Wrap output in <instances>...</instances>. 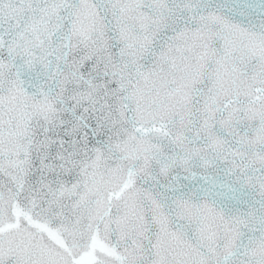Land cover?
I'll return each instance as SVG.
<instances>
[{
  "label": "snow or ice",
  "instance_id": "obj_1",
  "mask_svg": "<svg viewBox=\"0 0 264 264\" xmlns=\"http://www.w3.org/2000/svg\"><path fill=\"white\" fill-rule=\"evenodd\" d=\"M0 264H264V0H0Z\"/></svg>",
  "mask_w": 264,
  "mask_h": 264
}]
</instances>
